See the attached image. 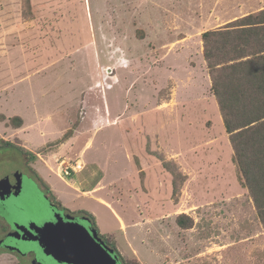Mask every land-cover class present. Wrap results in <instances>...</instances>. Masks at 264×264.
<instances>
[{
    "label": "rangeland",
    "instance_id": "1",
    "mask_svg": "<svg viewBox=\"0 0 264 264\" xmlns=\"http://www.w3.org/2000/svg\"><path fill=\"white\" fill-rule=\"evenodd\" d=\"M262 9L264 0H0V179L25 175L23 192L0 201V227L14 234L55 217L34 169L55 200L95 215L124 264H264V225L203 38ZM12 246L23 257L0 247V264H61L36 242L15 235Z\"/></svg>",
    "mask_w": 264,
    "mask_h": 264
},
{
    "label": "trees",
    "instance_id": "2",
    "mask_svg": "<svg viewBox=\"0 0 264 264\" xmlns=\"http://www.w3.org/2000/svg\"><path fill=\"white\" fill-rule=\"evenodd\" d=\"M203 38L212 90L230 135L241 183L249 189L264 225V9L221 28L207 30ZM11 121L22 124L19 116ZM72 134L68 130L63 140ZM20 150L30 154L24 147ZM30 155L33 159V154ZM32 173L51 197L57 199L39 172L32 169ZM88 215L98 228L95 215L91 212ZM185 218V215L179 217L180 225L188 226ZM107 242L117 249L114 243L108 239Z\"/></svg>",
    "mask_w": 264,
    "mask_h": 264
},
{
    "label": "water",
    "instance_id": "3",
    "mask_svg": "<svg viewBox=\"0 0 264 264\" xmlns=\"http://www.w3.org/2000/svg\"><path fill=\"white\" fill-rule=\"evenodd\" d=\"M17 183L11 185V178ZM23 173L17 171L0 179V199L11 194L17 196L22 190ZM47 221L42 225L35 222L28 226L16 224L19 236L23 240H33L40 245L44 253L59 263L65 264H118L114 249L105 245L97 230L90 231L77 221H65L63 218Z\"/></svg>",
    "mask_w": 264,
    "mask_h": 264
},
{
    "label": "flooded vegetation",
    "instance_id": "4",
    "mask_svg": "<svg viewBox=\"0 0 264 264\" xmlns=\"http://www.w3.org/2000/svg\"><path fill=\"white\" fill-rule=\"evenodd\" d=\"M9 144H7L8 146ZM17 171H21L23 173V177H22V181H21V185H22V190L20 192V194L23 192V186H24V181H25V178H24V172H23V169L21 168H17L15 169L14 171L12 172H8V174H14L15 172ZM31 172V170H30ZM32 173V172H31ZM8 174H5L4 176L8 175ZM33 174V173H32ZM3 176V177H4ZM36 178V177H35ZM37 179V178H36ZM38 180V179H37ZM11 185H15L17 183V179L16 177H12L11 178ZM39 181V180H38ZM40 182V181H39ZM19 194V195H20ZM48 194V193H47ZM17 195V196H19ZM13 194H11L9 197L5 198V199H0V201L2 202H5L8 198L12 197ZM49 196V200H50V204H51V207H52V210L54 212L55 215H57L58 219L60 218H63L65 221H77L79 223H82L84 224L87 228L90 229V231H94L93 229L97 230L98 231V234L99 236L102 238L101 241H103L105 243V245H107L108 247H111L114 249V255H117V261H118V264H124L122 258H121V255L119 254L118 250L115 249L112 245L109 244V242H107V239L104 238L100 231L98 230V228L95 226L93 220L90 218V216L88 214H86L85 212L81 211V210H78L75 211V210H71L69 207H67L66 205H63L62 202L59 203V202H56L50 194H48ZM46 221H56L55 217H52ZM20 225H26L28 226L27 223H21ZM8 228L6 226H2L1 225V229H2V233L0 234V247H3L5 248L6 250H11V252H15L17 254V256H20V257H23V253L21 252V250L17 247V246H12L10 247L11 249H9L7 247V243L8 241H11L15 238V235L16 236H19L17 232H15L14 234L13 231H12V226L8 224ZM15 229V228H14ZM18 238V237H17ZM18 239H21V238H18ZM29 241V240H27ZM31 242H36V241H33L31 240ZM37 243V242H36ZM38 244V243H37ZM41 251L43 252V254L45 256H47V258L49 259H52L54 260L50 255H47L44 253L43 249L41 248ZM33 254V252H30ZM35 255V254H34ZM30 258H31V263L32 264H44L43 262L41 261H38L37 259H35L36 257L35 256H32L30 255ZM55 262H57L56 260H54ZM61 264H65V263H61Z\"/></svg>",
    "mask_w": 264,
    "mask_h": 264
},
{
    "label": "built area",
    "instance_id": "5",
    "mask_svg": "<svg viewBox=\"0 0 264 264\" xmlns=\"http://www.w3.org/2000/svg\"><path fill=\"white\" fill-rule=\"evenodd\" d=\"M66 173H68V171H66Z\"/></svg>",
    "mask_w": 264,
    "mask_h": 264
},
{
    "label": "clouds",
    "instance_id": "6",
    "mask_svg": "<svg viewBox=\"0 0 264 264\" xmlns=\"http://www.w3.org/2000/svg\"><path fill=\"white\" fill-rule=\"evenodd\" d=\"M43 186V185H42Z\"/></svg>",
    "mask_w": 264,
    "mask_h": 264
}]
</instances>
